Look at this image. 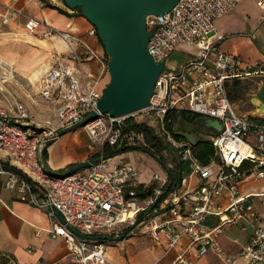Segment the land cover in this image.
Wrapping results in <instances>:
<instances>
[{"label": "built area", "instance_id": "obj_1", "mask_svg": "<svg viewBox=\"0 0 264 264\" xmlns=\"http://www.w3.org/2000/svg\"><path fill=\"white\" fill-rule=\"evenodd\" d=\"M17 1L0 0V26L22 19L27 34L60 40L68 55L55 53L52 65L37 81L40 98L55 111L53 121L46 120L43 126L28 116L11 91L15 69L0 55V103L6 102L4 107L0 104V160L14 167L6 169L0 164V174L7 176L6 189L17 190L46 214L49 232L60 236L67 246L69 264H106L107 240L101 237L115 238L125 229V235L149 236L163 246L164 254L184 243L171 264H192L191 258L209 250L222 254L216 236L225 227L241 222L251 229L248 242L239 252L242 264H264V190L240 192V182L248 173L264 178V123L257 120L259 112L255 116L237 114L226 93L228 81L262 76L264 70L243 68L238 57L220 50L217 44L222 36L213 28L216 19L242 0H178L168 13L147 16L146 29L153 30L148 53L154 63H163L147 107L120 118L98 113L82 125L95 158L88 168L67 174L66 170L53 174L43 162L38 163V157L59 130L96 111L109 80L107 61L82 36L27 15ZM255 4L264 10V0ZM87 35L96 37L92 26ZM178 45L198 53L169 67L166 62ZM90 61L98 67L96 74L84 68ZM173 110L216 119L221 124L220 132L210 130L206 136L213 148L207 163H200L192 147L166 129L164 118ZM136 114L142 115L143 124L164 138L189 169L168 192V178L152 174L148 182L141 183L148 192L142 205L129 190L140 184L138 168L127 162L112 163L103 150L105 146L143 145L134 140L123 142L125 120ZM245 164L250 165V171L243 168ZM169 170L166 166V174ZM256 199L262 203V212L254 205ZM208 218H216L217 223L209 226ZM227 261L235 264L234 260ZM151 264H162L161 258Z\"/></svg>", "mask_w": 264, "mask_h": 264}, {"label": "crops", "instance_id": "obj_2", "mask_svg": "<svg viewBox=\"0 0 264 264\" xmlns=\"http://www.w3.org/2000/svg\"><path fill=\"white\" fill-rule=\"evenodd\" d=\"M1 1L6 2L7 0ZM17 6L33 18L45 20L52 26L60 29H68L82 36L99 54L103 55L107 61V57L104 54L97 36L90 37L87 35V31L91 28V24L81 13H77V10L68 9L62 0H18ZM258 9L262 12V16L259 19V22H262L264 21V10ZM58 10H62L65 13H61ZM22 24V19H18L15 22H10L8 25L0 26V54H4L9 58V62L15 64L19 58H28V55L20 56L14 52L16 50L13 49V46L16 45L17 42H23L25 48H28L27 45H38V47L42 48V50L39 51L40 57H38L35 64L31 65V68H27L23 64L20 65L22 66L20 67L22 71H29L30 75L36 77L35 86H37L39 78L52 65L54 54L59 53L67 56L68 51L64 43L56 38L41 39L36 35L27 34ZM256 29L257 28H253L250 30L251 39H248H250L249 43H251V40H254L260 44V49L262 51L259 53V58L247 62L239 60L243 68L264 70V31L259 34L256 32ZM216 35L222 36L223 39L222 34ZM10 38H14L13 41L15 42L11 45H6L7 39ZM190 56L192 55L186 56L180 63L184 62ZM84 66L93 74L97 73L98 67L95 62H87ZM262 77H264V75H253L249 77L255 78L253 80L256 84L257 92L261 86ZM230 82L232 81H228L227 83ZM15 86L16 80L14 79L11 88ZM15 95L26 110V103L21 96L17 93ZM238 100L239 97H236V100L232 101V104H236ZM46 104L48 105L49 114L52 117V119L49 120H53L55 117L54 107L50 103ZM255 108V110H258L257 105H255ZM246 114L253 116L249 114V112H246ZM261 117H264V114H261ZM203 130L205 132L210 131V129ZM84 134H82L80 130H73L53 140V142L45 148L46 157L43 159L44 166L53 172H57L67 170L69 166H76L91 160L88 138L86 134ZM41 157L43 158V155H41ZM111 162L129 163L130 157L127 152L121 153L112 157ZM179 168L182 170L181 175H183L182 163L179 165ZM243 168L250 171L249 164H245ZM252 174L253 173H248L246 178L240 182V192L242 194L258 193L264 190L262 189L264 185L256 190L252 188L249 183L256 180H264V178H256L254 174V177L251 179L250 175ZM150 178L151 175L141 176L139 178L140 184L136 187L129 188V190L135 193V199L139 205H142L144 199L148 196V192L142 189L141 183L148 182ZM6 179V174H0V264H36L38 261L44 264H69L70 260L67 246L60 236H55L49 232L50 220L46 214L29 204L25 195L19 193L17 190L6 189L4 187ZM254 205L259 212H262V203L260 200L256 199ZM207 223L209 226H213L217 223V219L208 218ZM125 233V231H122L119 236L115 237L116 240L107 241V247L104 253L107 260L106 264H151L158 258H161L162 264H171L179 248L184 245V243H181L180 246L176 247L174 250L164 254L163 246L155 244L149 236L142 234L125 235ZM250 236L251 229L245 222L229 225L215 238L216 243L223 251L222 254L219 255L209 250L205 255L199 258H191L193 261L192 264H230L227 259L234 260L235 264H242L239 252L241 247L248 242Z\"/></svg>", "mask_w": 264, "mask_h": 264}, {"label": "water", "instance_id": "obj_3", "mask_svg": "<svg viewBox=\"0 0 264 264\" xmlns=\"http://www.w3.org/2000/svg\"><path fill=\"white\" fill-rule=\"evenodd\" d=\"M62 2L70 10L79 8L83 17L94 28L108 58L106 65L109 80L96 103V111L90 112L80 122L59 130L53 136L54 139L92 121L98 113L120 118L131 116L147 107L156 78L163 69V63H154L148 53L147 43L153 30L146 29V17L168 13L178 0H62ZM254 102L259 111L264 110V77ZM196 121L199 128L221 131V124L216 119L199 118ZM175 134L191 147L198 141L191 133ZM49 144L50 141L46 142L42 150ZM91 163L89 160L78 164L65 173L86 169ZM167 175H170L169 171ZM71 231L85 237L72 229ZM101 239L116 240L107 236Z\"/></svg>", "mask_w": 264, "mask_h": 264}, {"label": "rangeland", "instance_id": "obj_4", "mask_svg": "<svg viewBox=\"0 0 264 264\" xmlns=\"http://www.w3.org/2000/svg\"><path fill=\"white\" fill-rule=\"evenodd\" d=\"M77 13H80V11L77 10ZM261 16L262 12L255 6V0H244L234 9L227 12L223 17L217 19L213 26L214 32L216 34L223 35V39L218 43V48L238 57L244 62L258 59L259 53L262 51L260 49V44L254 40H251V43H249V40L251 39V29L257 28L256 32L259 34L264 31V21L259 22ZM13 39L14 38L7 39L6 45H11L13 42H15ZM27 46L28 48H25L23 42H17L16 45L13 46V49L16 50L14 52L20 56L28 55V58H19L17 63L13 64L15 73L17 72L14 78L16 80V86L13 88L10 86V88L12 89L11 91L13 93L19 94L26 103V112L28 116L35 120L37 124L43 126L42 123L44 121L52 119L47 108L48 105L39 96L38 88L35 86L36 77L30 75L29 71L24 72L22 71V68H20L22 67L20 66L21 64L27 68H31V65L35 64L36 60H38V57H40L39 51L42 50V48L38 47V45ZM197 53L198 51L191 47L178 45L176 50L170 54L168 58L169 62L167 61L166 65L169 67L176 66L183 59H185L186 56L196 55ZM0 55L10 61L9 58L4 54L1 53ZM84 68L85 70H89L85 66ZM253 79L255 78L247 77L238 80L240 82L241 94L238 96V102L236 104H232L233 109L237 114H246V112H249V114L254 116L257 115L258 112V115L264 114V110H255L256 103L254 100L256 98L257 90ZM232 83L233 82L228 83L229 89L231 88ZM0 104L2 107H4L6 102L2 101ZM131 120L134 122L143 123V117L141 114L134 115ZM77 130H80L82 134L85 133L81 128L76 129V131ZM174 130L175 132L191 133L197 140H205L206 136L210 134L208 131L205 132L203 128H199L197 121H195L192 125L179 123L174 127ZM38 131L40 132V129ZM157 137L161 138L163 142L162 144L166 146V148L161 151L160 158L166 163L167 169L170 168L171 170L175 171L181 162L177 158L175 151L168 144V142L160 136ZM129 140H134L137 144H145L143 137H138L133 132H129L123 136L124 143ZM127 154L130 157L129 163L135 165L138 168L140 177H144V175H152L154 173H157L160 177H168L166 174V168L162 167L161 162L157 159V157L152 156L150 153L136 149L127 151ZM90 157L91 159L95 158L94 154H91ZM42 161L43 158L41 156L38 157V163L42 164ZM0 164L4 165L8 163L5 160H0ZM187 174L188 166L186 163H184L183 175ZM253 177V174L250 175L251 179ZM249 184L255 190L257 188L260 189L261 186L264 185V180H256Z\"/></svg>", "mask_w": 264, "mask_h": 264}, {"label": "trees", "instance_id": "obj_5", "mask_svg": "<svg viewBox=\"0 0 264 264\" xmlns=\"http://www.w3.org/2000/svg\"><path fill=\"white\" fill-rule=\"evenodd\" d=\"M55 8V7H54ZM74 10H79V8H76ZM61 13H65L62 10H58ZM81 13V11H80ZM108 60V58H107ZM257 70V68H254ZM233 83L231 84V88L229 89L228 83L226 84V93L227 97L230 102L236 100V97H238L241 94V88H240V82L238 80H233ZM200 116L179 110V111H170L167 113V115L164 118L165 121V127L166 129L173 135V137L177 140L182 139L181 137L177 136L175 134L174 127L179 124L183 123L186 125H192ZM257 120L264 123V117H257ZM129 132H133L134 134L141 135L144 139L145 144L139 145V146H120V147H109L105 146L103 148L104 155L106 158H112L116 155H119L121 153H125L129 150H141L146 153H150L152 156L157 157V159L161 162L162 167L166 168V163L160 158V153L162 150L166 148L162 143V139L157 137V135L154 133L152 128L147 127L143 123L134 122L131 120V118H127L125 120V125L123 127V135L128 134ZM53 141H50L52 143ZM193 154L197 158V160L205 164L208 162L209 158L213 155V148L211 144L206 140H198L196 145L191 148ZM43 159L46 157V149L42 151ZM3 168L6 169H14L13 166L9 164L1 165ZM73 166H69L67 169H71ZM170 175L167 177V186L165 192L170 191L174 186H176L179 177L181 176L180 168L178 167L175 171L169 170ZM53 174H60L63 171H57L53 172ZM146 195V194H145Z\"/></svg>", "mask_w": 264, "mask_h": 264}, {"label": "bare ground", "instance_id": "obj_6", "mask_svg": "<svg viewBox=\"0 0 264 264\" xmlns=\"http://www.w3.org/2000/svg\"><path fill=\"white\" fill-rule=\"evenodd\" d=\"M11 64H13L12 62H10Z\"/></svg>", "mask_w": 264, "mask_h": 264}]
</instances>
